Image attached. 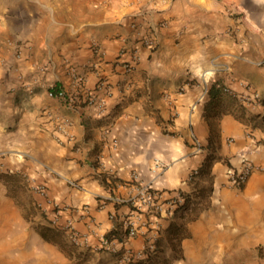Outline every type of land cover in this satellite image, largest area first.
<instances>
[{
    "label": "crops",
    "instance_id": "crops-1",
    "mask_svg": "<svg viewBox=\"0 0 264 264\" xmlns=\"http://www.w3.org/2000/svg\"><path fill=\"white\" fill-rule=\"evenodd\" d=\"M0 50V175L22 176L29 193L12 198L0 179V264L29 252L33 264H119L100 242L136 216L111 198L208 185L189 174L209 153L207 208L192 221L138 216L147 227L116 249L167 240L174 221L187 236L157 259L264 264V128L252 126L264 115V0H0ZM215 80L247 101H211ZM242 160L253 169L235 187ZM66 226L84 239L71 257Z\"/></svg>",
    "mask_w": 264,
    "mask_h": 264
},
{
    "label": "trees",
    "instance_id": "trees-1",
    "mask_svg": "<svg viewBox=\"0 0 264 264\" xmlns=\"http://www.w3.org/2000/svg\"><path fill=\"white\" fill-rule=\"evenodd\" d=\"M50 91L56 92L58 90L56 89V87H53L52 89H50ZM208 93L211 97V101L213 102L217 101V99H219V96H221L222 94L229 95L234 100L241 101L237 98L235 94H233V92H231V90L227 91L226 87L217 80H215L214 83L210 86ZM258 103L261 104L264 109V99H259ZM249 120H253V118H250ZM252 126L264 128V115H262L261 118H259V121L253 122ZM214 161H215V157L211 153H209L206 159L204 160L202 166L192 171L189 174L190 182H193L195 180L200 181L204 178V180H207L209 183L208 185L198 186L197 188H195L194 191L190 193L179 192L178 195L183 199V201L182 203H179L177 207L174 209V214H173L174 217L177 215L185 214L184 217L186 221H192V220H195L199 216V214L207 208V198L210 196L211 191H212V188L210 185L211 178H210L209 170ZM1 177L4 178L6 176L0 175V178ZM50 230H51L50 228H46L45 233L49 232ZM63 232L65 233L64 229H63ZM127 233H128V228L125 227L124 220L115 221L114 226L108 233L105 234L103 239L107 242L116 241L118 243H123L127 237ZM166 234L168 236L167 240H162L159 237L153 240L152 250L149 249L147 245L148 240L146 239L145 245L143 248V252L144 254H146V256L143 258L131 259L124 264H168L167 260L157 259L158 253L161 252L165 244L166 245L169 244L171 247H174L173 242L179 241L182 238L186 237L187 232L183 226L178 225L173 221L167 227ZM42 237H43V233H42ZM57 237H59V235H57ZM60 239H61L60 240L61 242L60 241L59 242H60V246L62 247V249L65 248L67 250V253H70L68 249L70 248L72 249L74 247L71 244L70 245L66 244L64 242V239L62 238ZM57 241H58V238L55 237L54 242H57ZM124 252L125 251L123 249H120V250H117L115 254H113L116 261L120 260ZM68 255L70 256V254ZM81 259L83 260V258Z\"/></svg>",
    "mask_w": 264,
    "mask_h": 264
},
{
    "label": "built area",
    "instance_id": "built-area-1",
    "mask_svg": "<svg viewBox=\"0 0 264 264\" xmlns=\"http://www.w3.org/2000/svg\"><path fill=\"white\" fill-rule=\"evenodd\" d=\"M261 65L264 66V57L263 60L260 62ZM131 66L128 65L127 69H129ZM227 91L230 90L226 88ZM48 95L50 97L64 99L65 93L62 90H58L56 92H48ZM240 100L242 102L247 101L246 98L241 97ZM195 146L200 149L201 145L197 139L194 138ZM160 166V164H159ZM162 167V166H161ZM253 166L252 164L247 160H242V166L238 172H230L228 174V181L232 186L235 187H241L247 180L249 174L252 172ZM135 179V177H134ZM70 185L74 188H79V185L76 182H69ZM36 190L41 193L45 194V188L42 186H38ZM136 195L133 197H128L127 199L119 198V197H113L111 198V201L114 202V204H127L129 205V208L131 211L135 213L136 219H124V225L126 228H128L127 237L124 240L123 243L125 244L127 241L131 238H134L138 234V230L142 225H145V222L139 223L137 220L138 216L143 215L144 219H148V216L159 215L161 212H164L165 215L169 218L173 217L174 209L177 207L179 203H182L183 199L179 195H175L173 197L162 199L161 194L155 190H153L150 186H139L136 190ZM139 223V224H138ZM64 231L67 234L68 240L73 245H79L84 239L72 228L69 226L64 227ZM118 242L111 241L107 242L104 239L100 242L99 248L109 252L110 254H115L117 252L116 244ZM148 247L150 250L153 249L152 242H148ZM146 254H144L143 250L138 253L131 252L130 250H125L123 253V256L118 260L119 264L126 263L131 259L136 258H143Z\"/></svg>",
    "mask_w": 264,
    "mask_h": 264
},
{
    "label": "rangeland",
    "instance_id": "rangeland-1",
    "mask_svg": "<svg viewBox=\"0 0 264 264\" xmlns=\"http://www.w3.org/2000/svg\"><path fill=\"white\" fill-rule=\"evenodd\" d=\"M0 54H1V50H0ZM2 176H5V175H2ZM0 179H1V181L5 182V183H10L11 184L10 189H8V195L10 197H12V198H18V199H23L24 201L26 200V202H27V200H28L27 198L29 196V193H27V191L25 190V188H22V186L20 185L21 183H27V182H25L24 180H22V176H20V175L19 176H15L14 173H7L6 174V177H4V178L1 177ZM15 185H16V187H15ZM23 212H24V219H26V220H28L30 222H33L34 221L33 217L36 215V211L33 210L32 207H30V206H28V207L24 206ZM146 220L148 221V219H146ZM142 226L147 227V223L145 222V225H142ZM64 242L66 244H68V245L71 244L73 247L75 246L68 239H64ZM31 243L36 244L35 241L33 240V238L32 237L31 238L29 237V239L27 240L28 250L29 251H30L29 247H31ZM63 250L66 252V254H70V257H71V254L74 252L75 249L74 248L68 249V251H70V253H67V250L65 248ZM36 260H37L36 256H33L30 252H29V254L24 255V264H33ZM75 263L76 264H79V262H75Z\"/></svg>",
    "mask_w": 264,
    "mask_h": 264
}]
</instances>
